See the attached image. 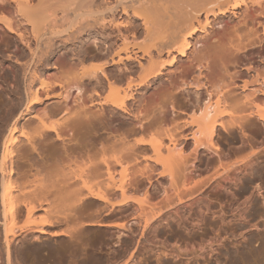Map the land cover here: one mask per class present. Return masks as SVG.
Listing matches in <instances>:
<instances>
[{
  "label": "bare ground",
  "instance_id": "obj_1",
  "mask_svg": "<svg viewBox=\"0 0 264 264\" xmlns=\"http://www.w3.org/2000/svg\"><path fill=\"white\" fill-rule=\"evenodd\" d=\"M34 1L0 0V10L12 9L16 21L24 19L30 24L32 23L31 19L39 14L42 15V12H37V7L47 0H36L37 3L33 4ZM59 1L66 2L63 10L67 12L68 16L65 17V21L69 16H73V19L67 29L52 33L53 37L64 35V33L70 36V33L74 34V32L77 35L98 31L106 32L108 27H114V30L120 33L122 31L133 33L138 31L144 35L146 43L153 42L156 56L160 60L154 58L153 51L145 49L144 54L149 58L145 75L138 82L129 83L126 89L122 88L117 80H114V69L108 66L115 65L117 68H121L122 65L123 70L131 71L128 63L136 59V54L129 51L127 34H123L122 46L116 50L110 43V34H106L103 40L98 38L93 40L97 49L100 48V44H104L102 46L104 49L99 51L103 59L95 60L91 57L93 59L90 63L85 64L90 58L86 48L84 46H80L79 49L68 47L67 49L71 50H64L66 55L63 58L67 69L60 70L57 74L49 73L47 70L52 67L57 68L56 70L60 69L57 67V63L52 66L49 61L50 53L56 51L57 48L61 50L59 45L57 46L54 41L44 42L41 30L33 31L34 45L28 39L25 30L19 28L20 25L14 27L11 19L4 13H0V21H4L7 31L16 36L15 40L19 45L20 52L17 54L19 58L16 63L22 64L26 95L23 105L10 110V114L7 116L8 122L0 129L1 264H21L27 263L28 260H32L33 264H40L42 260L39 255L46 245L43 241L47 239L58 242L55 246L47 244L58 256L61 254V250H68L70 254H76L79 246L87 245L85 238L88 234L84 231V226L126 227L124 222L106 223L98 220L99 214L96 213L101 209L94 211L93 214L97 215L94 217L85 212L90 203L87 199L100 201L104 206L113 208L127 207L131 205L132 201L140 204L143 201L126 193L125 185L116 181L115 170L107 161H104V165L109 181L108 186L102 192L95 193L88 187H78L82 181V175H74L68 178V185L74 187L71 192L72 198L68 204L52 205L47 197L48 194L43 191L40 194L42 196L38 195V200L35 203L17 205L12 201L8 186L15 179V175L19 177L26 175V170L23 171L21 168L24 164H29L30 169L36 168L38 173L47 172L50 167L48 155L51 157L60 149L68 158L72 156L76 158L79 155L83 157L85 154L89 156L91 150L102 140L101 138L97 141L99 135L110 125V115L107 113V109L103 108L104 105H111L123 112V114L117 113L121 118H126L127 114L134 120H138L139 115L132 113L127 108V101L134 98L133 88H138L152 80H158L162 76H166L170 86L175 76H194L193 82H183L177 88L186 97L188 103L194 106L201 104L202 106L196 114L189 118L190 121L188 120L182 126L177 125L176 128L177 130L188 126L191 128L190 135H184V137L193 139L195 151L199 148H207L218 154L219 146L215 137L219 127L228 130L233 126L244 130L245 123H253V119L264 123V0H113L112 3L109 2V5L105 3V0H102L106 5L102 10L94 8L98 0ZM34 7L37 8L36 11ZM119 14L125 15L127 20L119 22L117 20ZM228 14L238 19V25L233 33L239 43L230 46L218 45L220 36L227 37L231 33L224 20ZM48 16H45L46 19H49L50 16ZM133 16L141 20L142 29L140 31L139 27L135 25ZM19 17L20 19H17ZM77 35L73 39L77 40L79 38ZM71 40L69 39L67 42ZM42 48L44 54L40 55ZM74 50H78L80 54L76 61H71L69 53ZM122 53H125V56H122ZM25 58H29V60L23 61L22 59ZM227 62L233 63L239 68L236 74L230 78L232 86L240 89L241 96L239 97V94L236 93V95L238 94L237 98L235 92L230 91L233 89L222 90L219 91L221 99L212 103L210 102L212 90L209 89L208 84H201L202 80H209L217 72L222 71ZM139 66L144 67L140 61ZM165 70L168 72L165 73ZM67 78L68 80L75 79L80 83L79 85H84L85 88L78 85L67 88L62 81V79L68 81ZM237 81H242V84L239 85ZM57 86L60 88L59 92H56ZM162 86L167 88L165 83H162ZM74 87L79 91L78 93L83 90L85 93H89L87 98H90V105L98 104L101 106L100 110H91L83 103L76 109L69 107L71 89ZM105 89H108V93L104 100L95 102L96 98L101 95V91ZM203 89L207 91V98L202 101L200 91ZM161 97L162 94L157 95V98ZM82 99L80 96L76 101L81 102ZM165 100L170 101L172 108L175 109L172 94L168 97L165 96ZM229 100L238 103V116L237 113L229 112L227 104ZM58 113L65 114L62 122L58 119L54 124L46 123V118H51ZM139 113L142 112L139 111ZM169 114L170 110L159 106L158 116L153 121L156 124L155 128L161 129L164 122L169 120ZM173 116L176 114L173 113ZM226 116L230 117L228 121ZM132 124L134 125H129L124 129L122 142H125L126 137L130 134L147 132L153 127L152 122L145 124L140 120L138 123L133 122ZM165 136L169 139L170 144L163 145L162 142H157L153 144V149L157 154V161L164 166L174 182L175 167L179 166V160L183 158L184 150L183 147L178 146L176 135L173 132L168 131ZM22 138L25 140L23 141ZM135 143L137 145L150 144L144 136L137 138ZM101 145L105 151L103 142ZM73 146L75 149L70 148ZM164 147L166 153L163 152ZM256 151L233 162L216 160L214 172L207 180L202 181H205L202 185L208 187L215 186V184L220 185L221 180L229 179L232 172L248 167L253 160L264 155V150ZM130 154L136 153L131 146H128V155ZM113 159L116 164L122 165V155L118 153V155H114ZM252 172L253 180H261L264 183V170L256 168ZM140 175L145 176L146 172L143 171ZM43 181L45 179H42ZM84 189H87L86 193H84ZM116 191L121 192L120 197L116 196ZM112 195L115 197L113 198ZM180 203L185 205L187 201L185 198H180ZM40 208L51 212L54 217L41 224L32 222L25 228H18L17 222L22 216L32 219ZM158 215L146 219V225L148 226ZM28 235H32L35 242H42V246L24 245ZM66 239L69 242H63ZM252 247L253 243L249 241L248 249L242 252V255L245 259L256 261L260 250Z\"/></svg>",
  "mask_w": 264,
  "mask_h": 264
},
{
  "label": "rangeland",
  "instance_id": "obj_2",
  "mask_svg": "<svg viewBox=\"0 0 264 264\" xmlns=\"http://www.w3.org/2000/svg\"><path fill=\"white\" fill-rule=\"evenodd\" d=\"M109 2L112 3L113 0H105L107 5ZM36 3L35 0L33 4ZM47 3L48 0L39 4L41 7L38 5V9L34 7L35 11L37 9V12H42V15L39 14L31 19L32 23L30 24L20 17L17 18L20 20L16 21L12 9L0 10V13L9 17L14 27L20 25L19 28L25 30L28 39L34 45L35 37L32 34L38 30H41L44 42L54 41L57 46L59 45L61 50L57 48L56 51L50 53L49 61L52 66L57 63V67L60 69L56 70L57 68L52 67L47 70L49 73L57 74L60 70L67 69L63 58L66 55L64 50H68V47L79 49L80 46H84L90 56L85 64H89L93 58L95 60L103 59L99 51L104 49L102 47L104 44H100V48L97 49L93 40L96 38L103 40L106 34H110V43L114 50L122 46V36L124 33L127 34L129 51L136 54V59L128 63L131 71L123 70L122 65L121 68H117L115 65L108 66L114 69V80H117L122 88L126 89L129 83H136L145 75V68L149 65V58L144 54L145 49L153 51L154 58L160 60L156 56L153 42L146 43L144 35L138 31L135 33L122 31L120 33L114 30V27H108L106 32L98 31L80 35L74 32L79 36L77 40L73 39L75 36L73 33H70V36L64 33V35L53 37L52 33L69 27L73 16H69V20L65 21V17L68 16L67 12L63 10L66 2L49 0ZM105 3L98 0L94 8L105 9ZM46 15L50 16H48L49 19H46ZM117 20L122 22L127 19L125 15L119 14ZM133 20L140 31L142 29L141 20L135 16H133ZM224 20L231 33L227 37L220 36L217 44L236 45L239 40L233 32L238 25V19L228 14ZM15 39L16 36L7 31L4 21H0V129L8 122L7 116H9L10 110L16 106H22L26 99L22 64L16 63L19 58L17 54L20 51ZM69 39L72 40L67 42ZM42 54H44V49L40 55ZM69 54L71 61H76L80 52L74 50ZM60 56L61 59H58ZM122 56H125V53H122ZM27 59L29 60V58L22 60L26 61ZM109 61L111 62V59ZM139 61L144 65L143 68L139 66ZM132 67L134 68L132 69ZM238 69L235 64L227 62L222 71L217 72L209 80H202L201 84H208L209 89L212 90L210 102H218L217 100L221 99L219 91L222 90L233 89L230 91L235 92V95L236 93L241 94L238 87L232 86L230 78L236 74ZM168 70H165V73ZM193 80V75L175 76L170 86L166 76H162L158 80H152L138 88H133L134 98L127 101V108L132 113L139 115L138 120H134L127 114L126 118H121L117 115L121 111L111 105H104L103 108H106L110 115V125L107 129L101 130L102 134L99 135V139H96L99 141L102 138V140L91 150L89 156L85 154L83 157L79 155L76 158L73 156L68 158L61 149L51 157L47 153L50 167L47 172H43L45 175L42 172L38 173L36 168L30 169L29 164H24L21 167L23 171L26 170V175L22 177L15 175V179L8 186L12 201L17 205L35 203L38 200V195L42 196L40 194L43 191L48 194L47 197L52 205L68 204L74 188L68 185V178L74 175H82V181L78 187H88L95 193L102 192L109 182L105 174L104 161L113 166L116 181L125 185L126 193L144 201L141 203L142 206L140 203L132 201L131 205L127 207L113 208L104 206L100 201L87 199L90 203L85 211L86 214L92 217L99 214L98 220L106 223L124 222L126 227L84 226L83 229L88 234L85 238L87 245L79 246L76 254H70L68 250H61V254L58 256L50 248L52 245H57L58 242L53 239L44 240L46 245L39 255L42 260L40 264H264V183L261 180H253L252 175V171L256 168L264 170V155L253 160L248 167L232 172L229 179L221 180L220 185L215 184L212 187L202 185L205 182L202 181L207 180L214 172L216 160L233 162L249 155L252 151L264 150V123L253 119V123H245L244 130L233 126L228 130L219 127L215 137L219 153H214L207 148H199L195 151L193 139L184 137V135H190L191 128L189 126L180 130L176 128L177 125H185L202 106L201 104L191 105L187 102L186 97L178 91L177 87L183 82H193ZM62 81L67 88L72 85L84 86L79 85L80 83L75 79L68 81L62 79ZM237 82L239 85L242 84V81ZM162 83H165L167 88H163ZM56 88V92H59V86ZM81 88L84 89L85 86ZM78 92L76 87L71 89L69 107L76 109L83 103L91 110H100L101 106L98 104L90 105V98H87L89 93H85L84 90L81 93ZM200 92L203 101L207 98V91L203 89ZM107 93L108 89L102 90L95 102H102ZM158 94H162V97L157 98ZM171 94L174 97L175 109L172 108L170 101L165 100V96L168 97ZM80 96L83 98L81 102L76 101ZM227 104L229 112L237 113L238 116V103L229 100ZM159 106L170 110L169 120L164 122L161 129L155 128L156 124L153 122L158 116ZM173 113L176 116H173ZM63 116L65 114L58 113L51 118H46L45 121L48 124H54L60 119L62 122ZM229 119L230 117L226 116V120ZM139 120L145 124L152 122L153 127L147 132L130 134L126 137L125 142H122L121 139L124 136L121 131L129 125L133 126V122L138 123ZM106 130H109L110 133L105 132ZM168 131L176 135L178 146L183 147L184 150L183 158L179 160V166L175 167L174 182L164 166L157 161V154L153 149V144L157 142H162L163 145L170 144L169 139L165 136ZM140 136H144L150 144L137 145L135 140ZM22 140L24 141L25 138ZM102 142L106 148L105 151H103ZM114 144L115 146H113ZM128 146H131L136 154L128 155ZM70 148L75 149L74 146ZM164 149L165 147L163 152L166 153ZM118 153L122 155V165L114 162L113 157ZM143 171L146 172L145 176L140 175ZM42 179L45 181L42 182ZM86 190H83L84 193ZM116 193V196H121V192L116 191ZM112 196L115 197V195ZM180 198H185L187 203L181 204ZM96 209H101V211L93 214ZM157 214H159L158 219H153L147 226L145 220ZM53 217L51 212L40 208L32 219L22 216L18 220L17 226L25 228L32 222L41 224ZM249 241L253 243L252 248L260 250L256 261L245 259L242 255V252L247 251ZM63 242H69V240L66 239ZM24 245L42 246V242H35L32 235H28ZM1 247L2 245H0ZM45 252L46 254H44ZM21 264H33V262L28 260L27 263Z\"/></svg>",
  "mask_w": 264,
  "mask_h": 264
},
{
  "label": "flooded vegetation",
  "instance_id": "obj_3",
  "mask_svg": "<svg viewBox=\"0 0 264 264\" xmlns=\"http://www.w3.org/2000/svg\"><path fill=\"white\" fill-rule=\"evenodd\" d=\"M59 58H60V57H58V59H59ZM58 59H56V60H58ZM123 131H124V130H122L121 133H123ZM105 132H107L108 134L110 133L109 130H106Z\"/></svg>",
  "mask_w": 264,
  "mask_h": 264
}]
</instances>
